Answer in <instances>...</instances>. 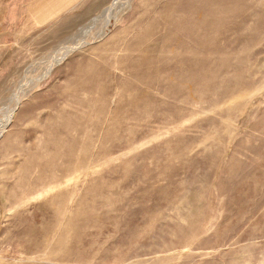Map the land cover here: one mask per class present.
Wrapping results in <instances>:
<instances>
[{"label": "rangeland", "instance_id": "obj_1", "mask_svg": "<svg viewBox=\"0 0 264 264\" xmlns=\"http://www.w3.org/2000/svg\"><path fill=\"white\" fill-rule=\"evenodd\" d=\"M113 1L0 24V264H264V0Z\"/></svg>", "mask_w": 264, "mask_h": 264}, {"label": "crops", "instance_id": "obj_2", "mask_svg": "<svg viewBox=\"0 0 264 264\" xmlns=\"http://www.w3.org/2000/svg\"><path fill=\"white\" fill-rule=\"evenodd\" d=\"M66 0H0V24L19 28L26 24L42 22L53 15H67L59 10ZM72 16L62 17L61 24L72 23Z\"/></svg>", "mask_w": 264, "mask_h": 264}, {"label": "bare ground", "instance_id": "obj_3", "mask_svg": "<svg viewBox=\"0 0 264 264\" xmlns=\"http://www.w3.org/2000/svg\"><path fill=\"white\" fill-rule=\"evenodd\" d=\"M128 0H114L113 3L106 9V15L110 17L116 13L117 10H122L124 9V7L127 5ZM107 20V19H106ZM71 50H59L56 52V54L53 56V61L52 64L57 60L56 58L59 57L62 58L65 53L69 52ZM52 67V65H50L49 69ZM49 71V70H48Z\"/></svg>", "mask_w": 264, "mask_h": 264}]
</instances>
